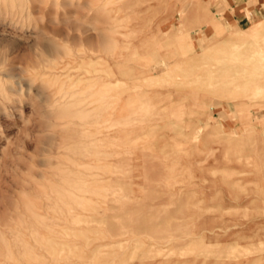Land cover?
<instances>
[{"label": "rangeland", "instance_id": "374dc122", "mask_svg": "<svg viewBox=\"0 0 264 264\" xmlns=\"http://www.w3.org/2000/svg\"><path fill=\"white\" fill-rule=\"evenodd\" d=\"M257 1L0 0V264H264Z\"/></svg>", "mask_w": 264, "mask_h": 264}, {"label": "clouds", "instance_id": "9594fccd", "mask_svg": "<svg viewBox=\"0 0 264 264\" xmlns=\"http://www.w3.org/2000/svg\"><path fill=\"white\" fill-rule=\"evenodd\" d=\"M7 6L18 15L21 23H27L31 17L27 16L29 10V0H5ZM2 71V69H0ZM8 81L0 79V96L5 94V87ZM96 103L101 109L106 110L108 107V102L103 98H99Z\"/></svg>", "mask_w": 264, "mask_h": 264}, {"label": "crops", "instance_id": "0c3cea01", "mask_svg": "<svg viewBox=\"0 0 264 264\" xmlns=\"http://www.w3.org/2000/svg\"><path fill=\"white\" fill-rule=\"evenodd\" d=\"M257 1V0H256ZM259 1V0H258ZM257 1V2H258ZM259 4V3H258ZM261 5V4H260ZM236 6L237 5H235V7L234 8H236ZM262 8V7H261ZM261 8H259V9H261ZM230 9L233 11V8H231L230 7ZM248 14H249V16L251 17V18H253L254 17V15H256V12H255V8H252V9H250V11H248ZM231 18V17H230ZM233 18V17H232ZM243 19H249L248 18V16L247 15H244L241 19H239V18H235V19H233V21H236V20H238V21H241V20H243Z\"/></svg>", "mask_w": 264, "mask_h": 264}, {"label": "bare ground", "instance_id": "6f19581e", "mask_svg": "<svg viewBox=\"0 0 264 264\" xmlns=\"http://www.w3.org/2000/svg\"><path fill=\"white\" fill-rule=\"evenodd\" d=\"M217 1V0H216ZM251 30V29H250Z\"/></svg>", "mask_w": 264, "mask_h": 264}]
</instances>
